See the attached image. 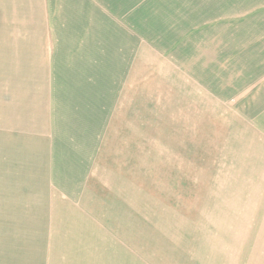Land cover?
Listing matches in <instances>:
<instances>
[{"label":"rangeland","instance_id":"1","mask_svg":"<svg viewBox=\"0 0 264 264\" xmlns=\"http://www.w3.org/2000/svg\"><path fill=\"white\" fill-rule=\"evenodd\" d=\"M10 4L0 264H264V0Z\"/></svg>","mask_w":264,"mask_h":264},{"label":"crops","instance_id":"2","mask_svg":"<svg viewBox=\"0 0 264 264\" xmlns=\"http://www.w3.org/2000/svg\"><path fill=\"white\" fill-rule=\"evenodd\" d=\"M31 1H34L36 3L35 4L36 6H43V5H41L42 0H27V3L25 2V0H0V6H9V3H11L10 6H19V8H22L21 6H25V5L35 6L34 4H31ZM43 1H45V0H43ZM37 4H39V5H37ZM0 25L4 26V24H2V23H0ZM0 33H1V31H0ZM2 41H4V40H2ZM16 41H17L16 51L20 52V51H22L20 49H23V47H22L23 45H22L21 41H24V40L20 39V38H16L15 42ZM31 42H34V39ZM38 42H40L39 39H38ZM18 44H19V46H18Z\"/></svg>","mask_w":264,"mask_h":264}]
</instances>
